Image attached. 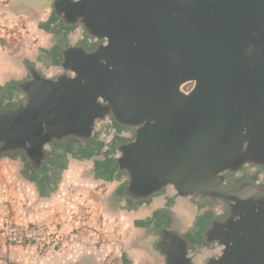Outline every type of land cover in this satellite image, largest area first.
<instances>
[{"label": "water", "instance_id": "1", "mask_svg": "<svg viewBox=\"0 0 264 264\" xmlns=\"http://www.w3.org/2000/svg\"><path fill=\"white\" fill-rule=\"evenodd\" d=\"M48 7L57 72L30 62L20 98L0 103V160L46 185L57 152L96 157L125 179L117 206L150 209L171 191L168 205L199 214L188 231L157 216L140 244L158 262L264 264V0Z\"/></svg>", "mask_w": 264, "mask_h": 264}, {"label": "crops", "instance_id": "2", "mask_svg": "<svg viewBox=\"0 0 264 264\" xmlns=\"http://www.w3.org/2000/svg\"><path fill=\"white\" fill-rule=\"evenodd\" d=\"M50 16L48 0H0L1 104L20 98L15 82L25 78L30 62L48 76L57 72L51 55L55 32ZM56 155L58 162L46 185L32 180L20 160H0V229L6 224H44L51 233L68 239L60 245L50 242L43 250L36 245H12L0 236V264H162L140 244L157 216L171 211L184 230H189L186 212H194L180 199L168 205L167 197H173V192L156 199L150 209L131 210L125 203L114 206V195L124 178L105 175L95 168L96 157H86L78 150ZM100 217L102 221L97 220ZM99 222L106 230L119 226L122 249L99 245Z\"/></svg>", "mask_w": 264, "mask_h": 264}, {"label": "rangeland", "instance_id": "3", "mask_svg": "<svg viewBox=\"0 0 264 264\" xmlns=\"http://www.w3.org/2000/svg\"><path fill=\"white\" fill-rule=\"evenodd\" d=\"M114 135L115 134L112 131L108 132V130H107L106 135L102 138L103 139V143H107V142L111 141V138H113ZM130 136H131V132L126 133V135H125V137H130ZM114 206H116L115 203H114ZM114 209H118V208H114ZM170 209H172V208H170ZM183 211H185V210L183 209ZM165 212L170 214V215H172V216H174L171 211H168V210L166 211L165 210ZM193 215H191L189 212H186V216H187V219L189 220V224H190L189 225V230H192V229H194L196 227V224L198 223V220H199V217H200L199 214H197V213H193ZM116 218H117V215L114 214L113 215L114 222H115ZM191 219H192V221H191ZM84 220H86V218ZM97 220L102 221L101 217H100V219L97 218ZM8 225H11V224H6L4 227H2L0 229V236H3L5 238V236L3 234V230ZM36 225L37 226H42V227L45 228L46 232L48 233V237L46 239V241L48 243L53 242L55 244L58 243V245H60V244H62V242H64L65 240L68 239V236H64L65 238H62L63 236L60 237V235H58V234L51 233V231L49 230V227L47 225H44V224H36ZM98 226H99L100 230L97 229L96 232H98V236L100 237L99 239H97L100 242L99 243L100 246L101 245H109L110 244V246L114 245L118 249H122L124 247V243H122V241H121L122 238H121V235L119 233V231H120V229L118 228L119 226H115L114 225V227L112 229H110V230L108 228H107V230L103 229L104 227L101 225L100 222H99ZM6 241H7V239H6ZM112 255L115 256V253L112 252ZM114 259L117 260L116 257ZM116 260H114V261H116Z\"/></svg>", "mask_w": 264, "mask_h": 264}, {"label": "built area", "instance_id": "4", "mask_svg": "<svg viewBox=\"0 0 264 264\" xmlns=\"http://www.w3.org/2000/svg\"><path fill=\"white\" fill-rule=\"evenodd\" d=\"M190 89L191 88L185 89V91L188 92ZM3 234L9 244L16 246L26 247L29 245H36L40 249L45 250L49 244L46 241L48 233L42 226L8 225L4 228Z\"/></svg>", "mask_w": 264, "mask_h": 264}]
</instances>
